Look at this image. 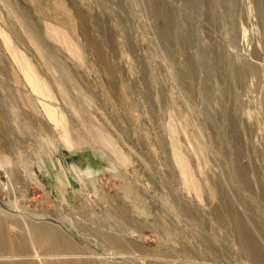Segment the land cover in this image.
<instances>
[{"label":"rangeland","instance_id":"374dc122","mask_svg":"<svg viewBox=\"0 0 264 264\" xmlns=\"http://www.w3.org/2000/svg\"><path fill=\"white\" fill-rule=\"evenodd\" d=\"M57 263L264 264V0H0V264Z\"/></svg>","mask_w":264,"mask_h":264},{"label":"bare ground","instance_id":"6f19581e","mask_svg":"<svg viewBox=\"0 0 264 264\" xmlns=\"http://www.w3.org/2000/svg\"><path fill=\"white\" fill-rule=\"evenodd\" d=\"M158 5V4H157ZM159 6H160V4H159ZM158 7V6H157ZM249 7V6H248ZM159 9V8H158ZM211 14V13H210ZM252 14V13H251ZM213 16V15H212ZM214 17V16H213ZM212 29V28H211ZM246 32V31H245ZM214 39V41H215V38H213ZM226 39V38H225ZM243 40H242V44L243 43H245L246 44V35H244V37L242 38ZM211 41H213L212 39H211ZM223 42V41H222ZM214 43V42H213ZM211 46V48H212V44L210 45L209 44V47ZM210 48V49H211ZM223 48V47H222ZM212 55H213V53H212ZM227 55H228V53H227ZM231 55V54H230ZM214 58V57H213ZM24 66V65H23ZM25 68V67H24ZM26 79H28L27 81L29 82V84L30 85H32L33 84V81L28 77V74L26 75ZM39 84V83H38ZM43 108H44V111H45V113L47 114V116H48V118L49 119H51L52 121H54L55 123H58V122H60L59 120H60V118L58 119V117L57 116H59L53 109H52V107H50V105H43ZM61 122L64 124V122L62 121V118H61ZM60 122V123H61ZM61 123V125H63ZM65 128H67V125H65ZM69 131H66L65 132V134H64V137L66 138V141H68V142H70L71 140H72V136L68 133ZM64 138V139H65ZM74 140V139H73ZM181 155H178V159H179V163H180V165H183L184 166V168H185V161H184V159L183 158H181L180 157ZM180 167H182V166H180ZM187 168H189L188 166H187ZM182 170V169H181ZM187 170V169H186ZM186 170H183L182 172H184V173H186ZM188 171V170H187ZM191 173V172H190ZM189 174V173H188ZM187 173H186V175H188ZM185 177V176H184ZM193 177V176H192ZM188 178V177H187ZM189 179V178H188ZM192 179V178H191ZM192 181V183H194V186L196 187V183H195V181L192 179L191 180ZM189 182V181H188ZM190 187H191V185H190ZM193 187V186H192ZM192 189H195V188H192ZM197 189V188H196ZM199 190V189H198ZM34 231V230H33ZM34 234H36V235H38V236H41L40 237V240H41V242H43L42 243V246H43V248L44 247H47V246H49V244H52V242H53V238H51L50 236H51V234L52 233H50L49 232V230L47 229V228H40V229H35V231L33 232ZM52 248H53V246H51ZM58 247V246H57ZM8 250V249H7ZM51 253H53V254H51V255H53V256H58V255H60L59 253H61L62 254V252L61 251H54V249H52L51 250ZM58 253V254H57ZM49 256V255H48ZM52 258H50V260H51ZM57 259V258H56ZM45 260H46V258H45ZM53 261H54V259H52ZM51 260V261H52ZM43 261V260H42ZM72 263V262H71ZM58 264V263H57ZM64 264H70V263H64Z\"/></svg>","mask_w":264,"mask_h":264}]
</instances>
